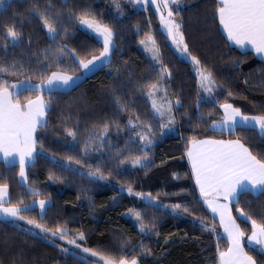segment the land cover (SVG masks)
<instances>
[{
	"label": "trees",
	"instance_id": "obj_1",
	"mask_svg": "<svg viewBox=\"0 0 264 264\" xmlns=\"http://www.w3.org/2000/svg\"><path fill=\"white\" fill-rule=\"evenodd\" d=\"M47 3L48 0H38L41 10ZM65 3L67 8L63 7ZM119 3L120 11H117L113 0H52V11L62 13L61 26L68 29V34H62L56 43L49 38L40 20L30 15L29 9L35 6L34 0H9L0 9V45L7 43L3 39L7 26L16 24V30L23 33V43L19 47L13 49L9 46L7 53L0 48V60L6 59L9 63L22 61L26 65L22 75L6 77L10 83L29 76L32 83H39L37 72L40 64L34 57L39 56L40 61H44L46 49L51 53L58 46L66 45L68 49H75L82 58L99 55L102 42L89 30L68 19L69 12L79 11L85 5L102 22L113 27L117 45L111 63L84 76L72 88L51 94L47 91H24L19 95L22 103L39 95L45 101H51L46 115L48 127L38 128L36 132L39 155L34 165L26 169L28 186L37 189L40 195L33 197L25 194L18 165L10 166L0 161V183L9 185V197L13 204L21 197L25 204L50 197L52 204L45 219H40L38 208L25 215L48 227H54L59 222L66 224L70 233L84 232L86 241L81 243L102 255L118 259L128 255L133 246H136L135 253H139V245L143 242L146 248L151 249L152 255L141 257L142 264H218L217 235L204 231L198 220L215 225L216 233L221 237V250H226L228 241L219 231L218 223L206 205L199 200V191L186 156L187 142L193 136L197 139L239 137L258 159H264V139L258 131L238 132L236 135L227 131L214 132L210 125L222 118L223 111L219 104L203 102L197 109L198 92L204 97L207 93L198 89L193 65L179 57L171 46L152 5L137 9L129 0H119ZM217 7L218 0H181L176 16L182 22L184 41L189 52L213 70L217 84L223 85L214 93L220 103L227 99L246 115L264 114V60L253 51L240 49L229 42L219 24ZM20 24L23 26L20 27ZM149 32L156 39L163 63L172 73L168 82L170 96L179 98L183 108L177 112L176 134L158 137L159 131L156 132L157 139L149 152V158L154 162L151 168H133L127 164L118 167L119 161L113 157L118 150L125 149L126 144L127 151L132 155H141L137 146L139 142L128 141L132 133L124 125L129 117L139 115L142 120L148 119L157 124V121H151L150 101L141 94L142 85L158 79L153 64L138 47L140 40ZM52 59L54 57L50 56L46 62L50 63ZM61 60L60 68L53 67L50 71L71 70L68 74L82 75L68 57ZM228 91L233 93L232 97H228ZM118 99L128 105L126 111H118ZM201 114L204 117L202 120L198 118ZM111 121L118 122L121 130L118 132L114 125L111 126L101 151L91 152L82 161L83 167L75 162L68 165V168L79 169L78 172L61 166L67 164L69 156L74 160L81 159L80 150L88 136L101 134L103 124ZM65 128L78 129L76 140L67 136ZM53 156L59 164L52 162ZM97 163L102 165L105 175L111 173L107 180L93 182L80 175V172L89 170L88 165L94 167ZM128 185L136 192L151 193L163 205L181 203L193 211L176 216L170 209L149 208L145 201L122 190ZM239 206L259 220V213L264 211V197L256 199L244 195ZM231 207L237 223L245 232V251L256 256L258 264H264V257L252 252L247 244L251 223L239 217L235 205ZM129 209L141 211L145 224L151 227L154 222L156 230L150 236L140 233L125 215ZM125 238L129 243L122 252L120 245ZM0 264L79 262L61 253L56 244L42 236L31 235L22 228L14 227L11 222H0Z\"/></svg>",
	"mask_w": 264,
	"mask_h": 264
},
{
	"label": "snow or ice",
	"instance_id": "obj_2",
	"mask_svg": "<svg viewBox=\"0 0 264 264\" xmlns=\"http://www.w3.org/2000/svg\"><path fill=\"white\" fill-rule=\"evenodd\" d=\"M132 2L147 4L148 0H132ZM113 3L117 11H120L119 0H113ZM151 3L156 5V9L160 13L164 34L176 46L183 58L194 66L198 78V89L203 93H207V97H204L200 96L198 92L197 109H199L200 103L203 102L219 104L220 109L223 111L222 118L211 123V129L214 132L219 131L221 133L227 131L230 135H236L238 132L258 131L260 137L264 139V114L246 115L239 107H235L228 102L227 99L224 103H220L215 97V91L217 88H222L223 85L217 84L211 68L203 65L200 59L189 52L181 31L182 22L175 18L179 14L181 0H160L159 3L157 0H151ZM34 5L33 8L29 9V13L40 20L43 29L53 43H56L58 37L62 34L65 36L68 34V29L61 26L62 13L52 11V0H48L43 10L40 9L38 0H34ZM171 5L177 7L175 14ZM0 7H5V0H0ZM63 7L67 8L68 4L65 3ZM163 10H167L166 16ZM216 15L229 41L240 48L251 45L257 55L264 57V0H218ZM68 19L74 21L79 27L90 30L102 42L103 48L99 55L82 58L76 53L75 49H68L66 45L58 46L51 53L50 50L46 49L44 61H40L39 56L34 57L40 64V69L37 72L40 81L35 84L31 82L30 76L17 83H10L6 77L22 75L26 65L22 61L14 60L9 63L6 59L0 60V154H2L5 164L10 166L18 164L20 183L24 186L25 194L33 197H38L40 193L37 189L28 186L26 169L30 165H34L39 155L36 148L38 142L36 132L38 128L48 127L46 115L50 110L51 101L50 99L45 101L41 95L37 96L35 100L29 99L22 103L18 99L19 95L24 91L43 92L46 90L51 94L55 91L69 89L83 76L68 74L71 70L50 71L53 67L60 68L62 57H68L82 73L86 74L97 67L111 63V57L117 47L114 42L116 34L113 27L102 22L87 5L81 7L79 11L69 12ZM19 26L22 27L23 24ZM16 29V24L7 26L4 29L3 39L7 43L0 45V48L5 53H7L9 46L14 49L23 43V33ZM140 44L144 46L146 52L151 53L150 59L154 62L152 65L153 71L156 72L158 77L156 81L149 82L141 87V94L151 103V121H157V124L154 125L148 119L142 120L139 115L130 116L124 127H127L132 133L128 138L129 143H136L138 138L139 144L137 146L141 155H132L130 151H127L128 145L126 144L125 149L118 150L113 158L119 161L118 167L130 164L133 168L148 169L154 163L149 158V152L156 140V132L159 131L160 135H164L165 130H172L177 123V112L183 108V103L179 98L172 99L165 87L172 73L167 65L163 63L156 39L151 32L145 34V38L140 40ZM50 56L54 59L47 63L46 61L50 60ZM227 95L232 97L233 93L228 91ZM116 103L118 104V111L127 110V104L121 103L119 99ZM184 115H187V113ZM198 118L204 119L203 114ZM113 125L118 132L121 130V125L118 122H105L101 134H91L84 142V146L80 150L81 159L74 160L73 157L69 156L67 164L61 166L68 168V165L75 162L83 167L82 161L86 160L91 152L101 151L104 137L107 136L110 127ZM77 131L78 129L65 128L67 136L73 140H76ZM97 141L100 143L97 144ZM187 143L186 156L191 165L195 185L199 190V200H202L210 209L213 218L219 217V222L223 226L228 241L226 250H221L219 246L221 237L219 233H216L215 225H210L202 219L198 220L199 226L204 231L217 235L216 250L219 264H258L256 256L250 255L244 249L245 232L241 230L236 218L232 215L230 205H235V210L243 221L251 223L250 235L247 236L249 249L264 257V211L259 213L260 219L258 220L239 206L241 197L244 195H251L256 199L264 197V159H258L257 155H254L250 147L246 146L239 137L217 140L197 139L193 136ZM51 160L54 164H59L54 156L51 157ZM88 168L87 172H80V175L86 176L93 182L105 181L111 175V173L105 175L100 163H97L94 167L88 165ZM68 170L79 171V169L71 168H68ZM49 178L51 179V177ZM127 193L129 196H135L145 201L146 206L149 208L170 209L172 214L176 216L191 214L193 211L181 203L163 205L156 196L151 193L136 192L131 185L127 186ZM221 200L225 203H221ZM51 204L50 197L33 200L31 204H25L24 199L21 197L13 204L9 197V185L0 183V222H11L14 227L22 228V230L34 236H42L54 245L57 238L64 240L68 245H74L76 249H80L83 253H87L91 257H98L95 264H142L141 257L152 255L151 249L146 248L143 242L139 245V253H135L136 246H133L128 255H122L118 259L110 255H102L89 247H82L77 242V240L86 241L84 232L81 231L76 234L75 238L68 239L71 233L66 224L62 225L57 222L54 227H48L25 215V213L35 211L38 208L40 219L43 220L46 218ZM248 206L251 207L250 202ZM128 213L133 215L139 223L140 233L150 236L156 230L154 222L151 223V227L145 224L141 211L129 209ZM17 221H25L27 225L39 229V232L23 228L22 225L16 223ZM128 243L129 240L125 238L120 245V251H125V245ZM56 246L59 247L61 253L76 259L79 264H94L92 260L80 256L77 252L70 251L67 247Z\"/></svg>",
	"mask_w": 264,
	"mask_h": 264
},
{
	"label": "rangeland",
	"instance_id": "obj_3",
	"mask_svg": "<svg viewBox=\"0 0 264 264\" xmlns=\"http://www.w3.org/2000/svg\"><path fill=\"white\" fill-rule=\"evenodd\" d=\"M9 0H5V6L7 4ZM132 2V0H129ZM157 2L159 3L160 0H157ZM133 3V2H132ZM133 5L135 6V8L137 9H141V8H145L146 6L148 5H152V7L154 8V10L157 12V15L159 17V25L161 27V29L163 30L164 32V29H163V25L161 23V20H160V13L157 11L156 9V5L152 4L151 3V0H148V3L147 4H135L133 3ZM180 6V5H179ZM172 7V10L175 14V11L177 10V7L176 5H171ZM4 7H0V9H2ZM164 11V14L165 16L167 15V10H163ZM175 18L178 20L177 16H175ZM90 31V30H89ZM91 32V31H90ZM170 43H171V46L173 47V49L175 50V52L178 54L179 57L183 58V56L180 54V52L177 50L176 46L172 43V41L169 39ZM138 47L139 49L146 55V57L151 61L150 59V56H151V53L149 52H146L145 49H144V46L140 44V42L138 43ZM184 59V58H183ZM151 63L153 64L154 62L151 61ZM99 68V67H97ZM193 70H194V66H193ZM195 71V70H194ZM88 73H91V72H88ZM88 73L84 74L83 76H86ZM165 87L168 89V83L165 85ZM172 99H175L171 96ZM151 105V103H150ZM177 133V123L176 125L172 128L171 131H168V130H165V134L164 135H158V137H162V136H165V135H171V134H176ZM157 139V138H156ZM139 142V140H137ZM156 141V140H155ZM154 146V144H153ZM152 146V147H153ZM152 149V148H151ZM127 165H130V164H127ZM21 180V178H20ZM123 191H126L127 192V188H124L123 187ZM130 220L131 222L135 225V227L139 230V223L136 221L135 217L133 215H130L128 212H126L125 214ZM17 224H20L23 226V228H29V229H33L34 232H39V229H34L33 226L31 225H27L25 221H17ZM77 233H71L69 236H68V239H73L75 238ZM48 240V239H47ZM49 241V240H48ZM78 243H80L82 245V247H85L81 241L77 240ZM56 245H60V246H63V247H67L70 249V251H73V252H77L80 256H85L87 257L89 260H92L93 262H97L98 261V257H91L89 254L87 253H83L80 249H76L74 245H68L66 243V241L64 240H59L58 238L56 239Z\"/></svg>",
	"mask_w": 264,
	"mask_h": 264
},
{
	"label": "crops",
	"instance_id": "obj_4",
	"mask_svg": "<svg viewBox=\"0 0 264 264\" xmlns=\"http://www.w3.org/2000/svg\"><path fill=\"white\" fill-rule=\"evenodd\" d=\"M221 28H222V26H221ZM222 31L224 32V30H223V28H222ZM225 33V35H226V37H227V34H226V32H224ZM231 44H233V45H235L232 41H229ZM236 47H238V48H240L239 46H237V45H235ZM240 49H244V50H246V49H248V50H251V51H253L254 53H255V51L252 49V47H251V45H248V46H246L245 48H240ZM256 54V53H255ZM257 55V54H256ZM257 56H259L260 58H262L263 60H264V57H262V56H260V55H257ZM100 68V67H99ZM98 68H96L95 70H97ZM95 70H93L92 72H94ZM91 72V73H92ZM91 73H88L87 75H89V74H91ZM84 75V73H82V76ZM80 81V80H79ZM79 81H76V83H75V85L79 82ZM75 85H73V86H75ZM72 88V87H71ZM70 89V88H69ZM65 90H68V89H65ZM46 91V90H45ZM44 92V91H43ZM39 96H41V95H39ZM37 97H35V98H33V100H35ZM203 139H217V140H219V138H203ZM224 140H228V139H224ZM0 161L1 162H3L4 163V161H3V156H2V154H0ZM5 164V163H4ZM189 164H190V162H189ZM7 165V164H6ZM18 165V164H17ZM190 167H191V165H190ZM198 189V188H197ZM199 191V190H198ZM221 203H225V201H223V200H221ZM207 207V206H206ZM230 208L232 209V207H231V205H230ZM208 209V208H207ZM209 210V212L211 213V211H210V209H208ZM211 215H212V217H213V214L211 213ZM232 215L234 216V213H233V210H232ZM216 221H217V223H218V226H219V231L221 232V234L226 238V234L224 233V230H223V226L220 224V222H219V217L218 216H216L215 218H214ZM250 235V234H249ZM227 239V238H226ZM247 244H248V242H247ZM219 264V263H218Z\"/></svg>",
	"mask_w": 264,
	"mask_h": 264
}]
</instances>
